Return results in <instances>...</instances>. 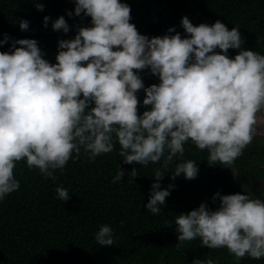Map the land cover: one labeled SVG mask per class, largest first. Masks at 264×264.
Here are the masks:
<instances>
[{"label":"clouds","instance_id":"9594fccd","mask_svg":"<svg viewBox=\"0 0 264 264\" xmlns=\"http://www.w3.org/2000/svg\"><path fill=\"white\" fill-rule=\"evenodd\" d=\"M36 7L43 10V4ZM74 13L90 17L91 26L58 42L56 63L43 58L35 39L15 40L10 52L0 51V200L20 188L17 162L55 181L54 171L79 159L82 150L91 162L111 153L118 142L124 164L147 166L163 158L145 205L159 214L174 187L162 188L160 181L174 158L183 157L187 142L206 149L210 165L225 166L252 143L257 114L264 109V55L242 48L238 27L229 30L220 20L194 25L184 16L185 36L149 38L130 23V6L121 0H75ZM49 19L44 17L45 26ZM28 26L26 20L19 22L21 30ZM52 28L69 31L63 16ZM8 39L5 35L0 45ZM229 49L238 50L234 57ZM144 69L159 83L145 87L138 74ZM141 89L143 105L150 106L142 113ZM129 173L135 178L136 167ZM171 173L172 180L180 175L191 180L198 167L187 160ZM124 175L119 166L113 183ZM55 191L64 202L70 198L64 187ZM217 198L215 209L202 202L175 218L177 247L200 238V246L227 249L237 262L245 256L264 258V200L245 192H217L212 200ZM95 240L113 245L112 228L101 225Z\"/></svg>","mask_w":264,"mask_h":264},{"label":"trees","instance_id":"16d2710c","mask_svg":"<svg viewBox=\"0 0 264 264\" xmlns=\"http://www.w3.org/2000/svg\"><path fill=\"white\" fill-rule=\"evenodd\" d=\"M131 9V20L142 35L153 36L186 33L181 25L187 16L194 25L224 23L229 30L238 27L244 44L264 55V0H121ZM43 4L38 10L36 4ZM75 0H0V51L10 52L13 41L35 39L43 58L56 63L58 42L73 39L80 27L91 26V18L74 13ZM73 15L69 16L68 13ZM50 19L44 25V17ZM63 16L69 25L67 33L54 31L52 22ZM26 20L28 29L21 30L19 22ZM174 32L169 33L168 29ZM17 47L19 45H16ZM219 51V49H217ZM238 50L229 49L234 57ZM145 87L159 83L150 69L138 73ZM138 111L145 92L137 93ZM183 157L177 156L169 164V171L160 181L170 195L159 214L145 208L156 180L158 163L147 166L124 164L115 144L111 153L89 161L81 151L79 159H70L63 171H54L56 180L46 178L36 168L29 169L24 161L17 162L14 176L20 188L0 200V264H194L212 259L215 264H264L245 256L236 261L227 249H208L200 246V238L177 247L178 233L175 218L180 213L199 207L203 202L211 209L219 206V198L212 197L244 193V186L254 190L252 198L264 200V133L257 130L251 144L230 166L210 165L207 150L198 149L191 141L185 145ZM75 155V154H73ZM167 155V153H166ZM195 161V179L180 175L171 179V170L179 162ZM125 170L121 181L113 183L118 167ZM136 167L137 176L129 173ZM69 191L64 202L57 197L56 188ZM103 224L113 230L114 244L103 246L96 242L95 233Z\"/></svg>","mask_w":264,"mask_h":264},{"label":"rangeland","instance_id":"374dc122","mask_svg":"<svg viewBox=\"0 0 264 264\" xmlns=\"http://www.w3.org/2000/svg\"><path fill=\"white\" fill-rule=\"evenodd\" d=\"M259 123L257 124V130L264 133V109L257 114ZM244 192L248 195H254V190L249 188L247 185L244 186Z\"/></svg>","mask_w":264,"mask_h":264}]
</instances>
